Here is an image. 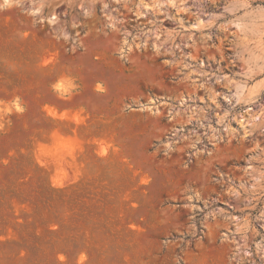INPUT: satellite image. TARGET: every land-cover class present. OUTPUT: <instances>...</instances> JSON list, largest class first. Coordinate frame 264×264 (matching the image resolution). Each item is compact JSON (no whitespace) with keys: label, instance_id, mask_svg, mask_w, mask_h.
Returning a JSON list of instances; mask_svg holds the SVG:
<instances>
[{"label":"rangeland","instance_id":"374dc122","mask_svg":"<svg viewBox=\"0 0 264 264\" xmlns=\"http://www.w3.org/2000/svg\"><path fill=\"white\" fill-rule=\"evenodd\" d=\"M0 264H264V0H0Z\"/></svg>","mask_w":264,"mask_h":264}]
</instances>
